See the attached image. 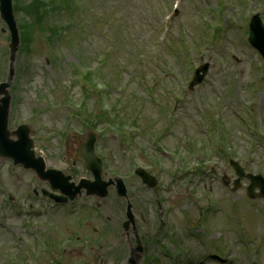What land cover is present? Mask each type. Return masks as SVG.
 <instances>
[{"label": "rangeland", "instance_id": "374dc122", "mask_svg": "<svg viewBox=\"0 0 264 264\" xmlns=\"http://www.w3.org/2000/svg\"><path fill=\"white\" fill-rule=\"evenodd\" d=\"M96 2H98V5L94 3L95 6H98L96 11L98 13H105L106 16H99V19L104 18V20H97V23L94 22L92 27L89 25L86 27V34L83 41L85 47L83 50L87 53L89 63H91L92 65L96 64L98 62L100 54L107 47V45L112 42L111 39L115 37V29H117V24H120L122 28L129 32V36L126 37L124 44H117L118 52H113V56L109 59V61L106 62V67L103 71L106 78L110 79L113 76L114 72L120 67H127L126 70H129L126 74L122 75L123 81L121 83H118V85H124L126 84L128 78L135 76L134 74H136L137 78H140L141 76L146 74L145 68L139 71L133 69L135 59L134 57H128L127 55L129 54V52L135 51V49H132L133 40H137V38H139V41L140 38H149L150 42L147 43V46L152 44L155 48L157 44L161 43L160 41H163L165 39L167 40L169 35V39L172 38L171 42L169 39L167 42L172 43L173 47L170 45V43H167L166 45L161 47V58L165 60L164 65H158L157 68L154 69L151 68L147 79L148 83H151L153 80L160 78V76H162V74L165 72L166 66L167 68H169V70L167 71L179 73L182 66L183 56L182 53H176V51L174 50V47H179V41L177 42L176 38H178L179 34H183L185 37L184 39L188 44L190 43V41L203 39L204 36H202V34L204 31L202 25H200V20L203 14L208 10L210 6L209 4H212L214 0H183L180 5V11L178 15L172 20V22H169L167 25L168 33L166 36H162V39L164 38L163 40L160 39V35L166 26L165 21H162L163 15H161L160 17V15L157 14L154 17H151L148 16L147 12H143L142 14L144 15L142 18L138 14L140 6L143 5V3L144 6L147 4L146 0H129L128 2H125L123 0H97ZM214 14H217V12H214ZM89 16L91 18V14ZM115 16L117 17L114 18ZM116 20H119L120 22H116ZM181 28H183V32ZM215 28L216 23L214 24V29ZM159 31L160 35L158 42L152 43ZM8 45L9 35H4L0 32V82L5 80L4 76H6L5 74H7L8 71V64L5 59L7 56ZM51 49L52 48L50 47L46 39L44 37H40L33 46L32 57L28 62L24 64L25 68L23 69L21 78H19V72L18 74H16L14 85L16 84L17 80L20 81L21 85L19 92H21V96L18 99L17 113L16 111L13 112L12 108L10 114L9 128L11 131L15 130L17 126L26 119L27 115L30 114V112H32L33 109L38 106L49 108L50 105H56V103H60L63 101L62 95H65V98L69 97L70 99L75 101L76 99H78V102H80L81 98L83 97V93L85 91L83 90L82 85L75 87L74 90H72V88H69V79L71 76L69 74V68L67 67L68 61H64L63 64H60L57 67L52 65ZM240 54L244 56V53L241 51ZM246 57L247 60L246 64L244 65H238L234 61L228 59L227 62H223L221 65H219V63L216 64V68H218L219 70L227 68L229 72L224 75L227 76L230 73L233 74L232 70L235 66L243 70L246 75L245 78H247L248 68L252 66L253 63L250 62V56ZM68 60L75 63L76 59L68 57ZM146 67L150 69L149 65H146ZM117 74L118 73H116V76ZM233 78V76H228L226 80L229 82H233ZM134 81V86H140L142 88H134L132 89L134 90L133 92H144L146 90V87L144 86L146 85V82L143 83L142 86L141 82H138L137 80ZM220 83L222 86L223 83L225 84V82L222 83V81H220ZM167 85V83H164V86ZM10 92L12 96H14L12 88ZM115 93L118 94L120 92L116 91ZM38 97L41 98L40 102L38 100ZM248 97L249 96H247V98ZM216 101L217 102L214 104L217 106L220 105V103L222 104L224 102V99L223 97H217ZM124 103L127 104V110L126 112H124V121H131L135 114L139 115L141 116L143 127L146 128V131H148L150 128L148 118H150V116L155 117L157 115V111L153 109L151 105L143 103L142 101L139 102V99L138 101H134L130 97V95L125 99ZM228 104V106L234 108L240 105L237 99L235 101V98L231 102L229 101ZM88 106L90 110L97 109V106L91 102L88 103ZM67 113L68 110L64 112L48 113L44 117L39 119L32 129L35 130V127L42 128L43 125L47 126L49 124L52 125V128L60 129L65 121ZM177 115L178 117L175 126L176 133L173 136L168 137L164 141V144L169 149L173 148V145L175 147L181 145V141L177 139L179 136H183V138L193 137L197 139L199 143H204L205 141L203 136L204 131L202 127V121L201 118L197 115L196 111L193 109H186V111L181 110L176 113V116ZM228 116L231 115L228 114ZM57 119L59 120L57 121ZM231 119L233 122V124L231 125H237L236 130H232L231 136L234 138L235 145L240 144V150L241 153H243L242 148L246 145V142L241 143L242 138L240 135L244 133L243 128L236 118L231 116ZM78 124L79 123L76 119L73 120V125L76 130H78ZM151 129L157 131L158 133L160 130V128L156 126H153ZM42 133H44L45 136H47L48 134L45 129L42 131ZM32 137L35 138V140H38V153L43 154L46 157V159L48 160V164L57 166V168H66L68 166L65 163H60L57 158L50 160L53 156H48L46 149H44L45 147H47V145H45V137H36L34 134ZM105 140L106 139H104L103 141ZM58 142L59 139L58 141L56 140L53 147H51L53 151H57L58 148L62 146V144L58 145ZM73 142H77V140L73 139ZM137 142L140 143L141 147H145L146 150L149 149L150 145L148 143V140L138 138ZM42 144L44 147L40 148V145ZM151 146L153 149L152 152L156 154L157 151L154 149V145ZM107 147H109L107 153V161L110 164V167L112 169L111 171H119L121 172V175L127 176L128 183L136 187V190L142 195L144 202L152 201V192L144 187H141V183L139 182V180L135 181L134 179H131L134 177L131 176L129 169L130 167L132 169L133 164H135L137 160H131V157L128 155L127 150H124V144L120 146L117 145V143H110ZM258 155L260 156L262 161H264V153H261L260 151L258 152ZM142 162H144V159L142 160ZM256 164L258 163H255V165ZM10 167V161L5 160L0 162V205L5 201V194L10 189L16 191L17 193L23 194L35 182V178L32 173L26 172L19 167V169H17L16 167V169L12 172V170H9ZM76 170H78L80 174L84 176L88 175L81 164H77ZM214 174L220 177L219 181H216V190L219 192V197L223 202L222 205H224V209L226 206H231L234 199H236V197L238 196H241L242 199L245 200L244 203L246 205L250 204V200L248 199L247 192L244 188H240L236 193H232L222 185L221 178L223 177V175L233 176V172L231 170L221 168L214 170ZM177 181L179 182L180 186H178V184H175L176 181H168L164 190L166 192L167 199L173 209L172 224L177 230L179 229L181 231V236L184 235L185 244H188V246H190L194 250V258L196 262H192L189 264H218L214 261H210L207 251V248L210 246L211 242H213L216 247L219 244L218 238L215 237V232L211 231V234H209L202 241H198L193 236L188 235L189 233H191L192 219H194V217L197 215L200 206L202 207L203 201L200 198H198L197 200H193L187 195L186 191H184L182 188L184 179ZM4 186L6 187V189H4ZM139 201L140 197L138 199V204L141 205ZM228 202H230V204H228ZM81 204L82 202L79 203L80 206ZM6 205L10 207L12 211H15V206H10L7 203ZM111 205L112 206H110L109 209L110 212H112V210L113 212H115L119 209L117 200L111 199ZM16 206L18 207V203H16ZM253 208L258 211H264V203H259ZM69 210L70 211H67V208H65L59 209L55 212L42 211V214L40 215V217H38V221L48 222L56 227L55 231L57 234H60L61 237L69 236L72 230L76 229L83 234H86L87 236L95 239L96 236L94 235V232H96V228L101 226L100 220H98L97 218L93 219L89 227L86 228H82L77 225L78 218L89 215L92 210L90 208H83V210H81L80 207L73 211L75 213L73 217L70 215L71 209ZM247 211L248 210L243 207L242 201H237L234 203V207L230 210L229 216L236 218L238 221H241L242 217L246 214L243 220L246 225L245 230L248 233V238L253 237L256 238V240H260L262 232L264 231V214H260L253 210L250 212ZM184 212L185 215H188V220L185 217L186 226L182 228L179 224L184 218ZM218 212H220V207L216 205L214 206L212 212L208 213L207 216L210 220L214 219L217 217ZM2 222L5 223V226L0 225V254L12 255L16 253V251H14L12 248L13 239L10 234V230L16 231V233L19 232V227L22 225V216L14 215L11 211H9ZM146 222H148L147 218ZM220 222L221 226L218 230H225L227 233L226 243L227 247L229 248L230 258H236V264H249L248 251L245 249L241 242H238L237 239V226L239 225V223L235 221L234 225H232L230 229V227H227L225 225V222ZM217 224L218 222L216 221V225ZM14 226H17V228L14 229ZM187 226H189L188 230H186ZM201 228L206 233L210 231V227L204 225L203 223L201 224ZM26 233H28L29 235H27ZM26 233L24 232V235H26L30 241L33 240V237L35 235L38 237L39 233L44 234L45 237L49 238H52L54 236V232H50L49 229L34 230L32 228H29L26 230ZM257 246L259 247V254L261 256L260 264H264V242L260 241ZM101 255V251L97 250L96 252H94L93 256L88 253L83 255L70 256L67 258V260L65 259L64 264H101ZM0 264L6 263H3L2 259L0 258ZM109 264L113 263L110 262Z\"/></svg>", "mask_w": 264, "mask_h": 264}]
</instances>
